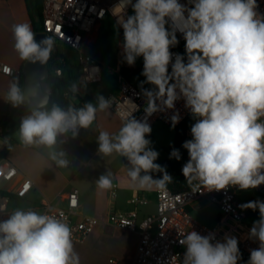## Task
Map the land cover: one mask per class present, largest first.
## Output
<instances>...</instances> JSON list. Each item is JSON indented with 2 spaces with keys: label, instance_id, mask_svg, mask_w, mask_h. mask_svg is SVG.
Segmentation results:
<instances>
[{
  "label": "clouds",
  "instance_id": "1",
  "mask_svg": "<svg viewBox=\"0 0 264 264\" xmlns=\"http://www.w3.org/2000/svg\"><path fill=\"white\" fill-rule=\"evenodd\" d=\"M190 3L189 8L179 0H126L124 8L131 5L134 14L118 21L123 29L124 59L132 66L138 57L143 58L141 75L154 86L143 90L147 117L174 109L175 102L183 99L195 118L192 139L182 145L189 155L182 173L193 192L230 186L255 189L264 184V14L257 11V0ZM177 32L185 40L186 62L180 54L173 62L171 49L179 43ZM12 33L21 60L47 64L54 47L52 37L37 42L27 22L14 24ZM39 86L32 89L33 97L39 98L20 118L17 138L24 147L46 149L47 159L57 167L69 168L62 138L71 134L74 139L80 129H89L97 112L109 110L112 100L98 94L95 103L63 106L46 91L40 95ZM70 91L75 99L79 86L72 83ZM26 99V90L12 82L7 102L16 108ZM132 113L117 110L122 127L115 134L99 133L98 153L127 158V175L140 188L172 182L166 168L155 162L159 153L149 147L150 124ZM179 120V114H174L172 126ZM7 140L4 137L2 142L9 147ZM170 158L179 160V150L173 149ZM153 172L162 177L154 179ZM96 184L102 190L110 189L111 173L102 174ZM241 208L259 211L249 231V239L257 240L259 246L250 250L247 264H264V201H250ZM214 239L211 233H187L179 240L185 249L183 264H238V239L225 235L222 242L213 243ZM0 264H80V257L65 219L51 210L17 208L0 220Z\"/></svg>",
  "mask_w": 264,
  "mask_h": 264
},
{
  "label": "crops",
  "instance_id": "2",
  "mask_svg": "<svg viewBox=\"0 0 264 264\" xmlns=\"http://www.w3.org/2000/svg\"><path fill=\"white\" fill-rule=\"evenodd\" d=\"M30 12L27 0H0V64L12 69V74L0 71V125L9 111L7 102L9 85L15 81L21 86L20 74L25 63L14 50L12 26L27 22L34 31ZM102 35L106 42L105 50L98 47ZM122 45L121 33L109 19L100 23L93 33L85 37L84 53L92 56L102 66L103 79L97 83H84L79 76L78 94L83 103H95L98 94L107 98L110 94L119 93L115 70L124 55ZM79 61L81 67L80 58ZM137 71L138 68L128 72L134 74ZM128 80L140 88L135 76ZM147 89H154V86L150 85ZM120 127H122L120 118L109 108L106 111H98L91 127L80 129L76 138L73 139L71 134L62 138L66 141L61 147L67 153L69 168L57 167L54 162L48 160L46 149L24 147L19 143L16 134L17 143L7 157L0 161V170L5 167L4 162L8 161L17 168L21 176L12 181L0 179V190L11 195L8 196L11 212L17 208L35 210L47 205L66 208L68 194L78 191L80 212L100 221L86 242H73L75 251L80 257V264H133L139 234L114 226L109 221V217L111 214L137 210L140 219H143L155 214L157 210L159 186L153 185L150 188L136 186L127 175V168L130 167L127 158L116 153L110 156L98 153L96 139L99 133L106 131L115 134ZM177 129L172 131L170 138L161 139L165 156L156 162L157 164L162 165L165 160L173 159L170 158L169 150L175 144ZM105 173H111L112 183L118 185L115 195H112L111 188L102 190L97 187L96 180ZM150 174L156 179L153 173ZM22 176L31 179L33 187L24 197H19L17 192ZM134 195L145 199V203H133ZM3 197L5 196L0 194V204Z\"/></svg>",
  "mask_w": 264,
  "mask_h": 264
},
{
  "label": "built area",
  "instance_id": "3",
  "mask_svg": "<svg viewBox=\"0 0 264 264\" xmlns=\"http://www.w3.org/2000/svg\"><path fill=\"white\" fill-rule=\"evenodd\" d=\"M43 3V23L42 31L60 43L66 45L72 51L80 55L81 74L80 80L84 83H97L103 79V68L95 59L84 53L83 43L87 35L93 33L96 27L109 19L112 21L121 33L123 38V29L119 22L133 15L131 5L124 8L126 0H41ZM186 7H192L190 0H179ZM135 3V0H132ZM257 11L264 14V0H257ZM119 21V22H118ZM179 43L171 49L173 53V62L176 54L184 56L185 40L180 32L176 33ZM119 65L116 68V80L119 84V93L117 95L110 94L107 98H111L112 106L110 107L116 115L117 110L125 113L133 112L132 115L141 121L146 120L150 124L151 129L156 123H164L172 126L171 117L178 113L180 116L179 123L174 128L182 127L192 116L190 111L185 108L183 99L175 102L174 109H165L158 111L147 117L144 108L146 106V98L143 90L130 82L123 72V69L131 72L137 69L136 63L129 66L124 55L121 57ZM143 59L142 57H140ZM0 71L5 74H12V69L8 66L0 64ZM171 72V64L169 65V73ZM61 75V70L57 71ZM9 108L12 107L8 103ZM195 118L188 126L183 143L191 140V126L195 123ZM122 124L123 121L121 120ZM173 127V126H172ZM151 133L147 136L150 137ZM186 163L189 155L186 149ZM5 167L0 170V179L3 181H12L17 177H21L19 171L8 161L4 162ZM33 187V181L22 176L20 179V187L17 192L19 197H24ZM118 185L112 183V195H115ZM254 196L251 198L264 199V184L255 189H251ZM199 192H193V189L182 192H173L167 187L159 186L157 189V210L155 214L140 219L137 210L129 213L111 214L109 221L116 227L128 230L132 233L139 234V242L136 247L135 261L133 264H183L184 247L179 243L191 230H195L201 235L214 234L216 241H223L224 235L219 234L215 229L195 219L188 210V206L194 205L201 201L215 205L219 209L217 219L222 220L223 215H229L238 222H244L248 219L251 209H242L243 203L240 198L244 190L238 187L230 186L226 190L207 191L198 189ZM133 203L144 204L145 199L139 195H134ZM10 198L5 196L0 204V220L6 219L11 213L9 209ZM79 193L73 191L67 196L66 208H55L47 205L41 209H35L40 212H48L55 214L66 220L73 231V242L84 243L94 232L99 224V219L82 214L80 212ZM259 246L257 240L249 239V234L239 241V249L241 259L238 264H247L250 257V250Z\"/></svg>",
  "mask_w": 264,
  "mask_h": 264
},
{
  "label": "trees",
  "instance_id": "4",
  "mask_svg": "<svg viewBox=\"0 0 264 264\" xmlns=\"http://www.w3.org/2000/svg\"><path fill=\"white\" fill-rule=\"evenodd\" d=\"M27 3L31 10L30 13L34 25V32L38 34L43 30L42 29V23L44 18L43 3L41 0H27ZM35 12L38 17V21L35 18L34 15ZM53 40H54V47L51 53V57L47 62L48 77L46 79V81H48L55 90L54 95L52 96L51 99L57 103H60L63 106H67L69 103H72L74 104V106L80 107L84 104L80 95L76 93L75 99H73V94L70 91V85L72 83H76L78 85L79 76L74 75L73 72L68 69V59L65 54L60 52L58 47L60 42L54 38ZM121 40L123 44V38H121ZM135 63L138 68V71L136 73L130 74L128 71H126V69H123V72L127 75V78H131L135 76L137 82L140 85V88L147 89V87L150 86L151 84L145 83L144 81L146 78L141 75L143 71V59L138 57ZM81 69L82 68L80 67V72ZM58 70H61V75L57 74ZM21 87L23 88V81H21ZM25 114H27V112L22 113L20 111V107L9 108L5 120L0 125V137L8 138L7 142L9 147H7L3 152V154L1 155L0 161L7 157L9 151L17 143L15 134L18 129L20 118ZM193 119L194 117L191 116L189 120L182 127L177 129L175 144L170 149V153L172 152L173 149H178L180 152V159L177 160L173 158L172 160H165L161 165L162 167H165L166 171L173 177L172 182L166 183L163 187H167L173 192H182L191 188L186 182L185 177L182 173V167L186 163V152L182 147V145L188 126L192 123ZM153 175L155 176L156 179L162 177V173L160 172H153ZM0 194L2 196L11 197V195L1 190H0ZM251 201L254 200L252 199Z\"/></svg>",
  "mask_w": 264,
  "mask_h": 264
},
{
  "label": "rangeland",
  "instance_id": "5",
  "mask_svg": "<svg viewBox=\"0 0 264 264\" xmlns=\"http://www.w3.org/2000/svg\"><path fill=\"white\" fill-rule=\"evenodd\" d=\"M36 16V20L38 21V17L36 12L34 13ZM109 41V40H107ZM105 40L103 35L100 37V41L98 47H102V50H105ZM59 50L61 53L65 54L68 59V69L73 72L74 75L80 76V55L75 51H72L64 44H59ZM195 121V120H194ZM196 122V121H195ZM173 130L176 128L166 125L164 123H157L152 128V136L146 137L151 141L149 147L156 150L159 153L158 159L155 162H158L161 158L165 156V150L163 149L164 145H161V139L170 138L173 134ZM170 155V150H169ZM254 196L251 189L244 190L243 195L240 198V201L245 204L251 201V198ZM254 201L260 200L264 201V199L254 198ZM188 210L191 215L197 219L198 221L210 226L211 228L215 229L221 235H228L234 236L238 239V241L244 239L250 231L253 223L259 219V211L251 210L248 219L244 222H238L234 220L229 215H223L222 220L219 221L217 216L219 214V209L212 204L207 203L206 201H201L194 205L188 206Z\"/></svg>",
  "mask_w": 264,
  "mask_h": 264
},
{
  "label": "water",
  "instance_id": "6",
  "mask_svg": "<svg viewBox=\"0 0 264 264\" xmlns=\"http://www.w3.org/2000/svg\"><path fill=\"white\" fill-rule=\"evenodd\" d=\"M47 37L45 33H38L35 35V39L37 42H40L42 39ZM48 77V69L47 64L41 65L37 63H31L25 61L24 67L20 74V78L23 81V88L26 90V103L20 107V111L22 113H26L29 110V107L35 103V101L39 98V95L33 97L32 89L34 86H37L39 83V87L37 88V92L42 95L45 91L50 93L51 98L54 95L53 86L46 81ZM2 137H0V157L7 148V146L2 142ZM8 143V142H7Z\"/></svg>",
  "mask_w": 264,
  "mask_h": 264
}]
</instances>
